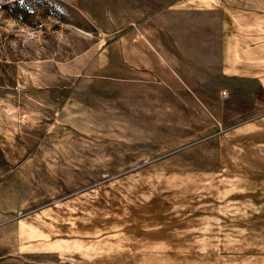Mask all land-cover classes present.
Here are the masks:
<instances>
[{"label":"rangeland","instance_id":"374dc122","mask_svg":"<svg viewBox=\"0 0 264 264\" xmlns=\"http://www.w3.org/2000/svg\"><path fill=\"white\" fill-rule=\"evenodd\" d=\"M226 29L182 0H0V248L61 202L172 257L132 262L264 264V108L217 71Z\"/></svg>","mask_w":264,"mask_h":264},{"label":"crops","instance_id":"0c3cea01","mask_svg":"<svg viewBox=\"0 0 264 264\" xmlns=\"http://www.w3.org/2000/svg\"><path fill=\"white\" fill-rule=\"evenodd\" d=\"M185 7L213 12L227 26V42L217 56L219 75L229 83V91L257 99L254 105L264 108V0H182ZM65 204L56 202L29 211H22L11 223L12 233L0 255L2 264H145L147 260L129 261L138 256L170 254L131 244L121 234L100 231L97 234L77 229ZM13 216H11L12 218ZM76 217V216H75ZM14 218V217H13ZM91 224V223H89ZM91 226V225H90ZM115 233V232H112ZM111 237L115 240L111 241ZM163 243L162 240H158ZM135 245V246H134ZM10 257V258H9ZM152 259V258H150ZM1 264V263H0ZM150 264V262H149Z\"/></svg>","mask_w":264,"mask_h":264}]
</instances>
